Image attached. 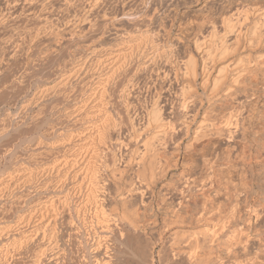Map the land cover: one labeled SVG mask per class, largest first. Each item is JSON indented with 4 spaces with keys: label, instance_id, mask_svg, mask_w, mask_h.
Wrapping results in <instances>:
<instances>
[{
    "label": "rangeland",
    "instance_id": "obj_1",
    "mask_svg": "<svg viewBox=\"0 0 264 264\" xmlns=\"http://www.w3.org/2000/svg\"><path fill=\"white\" fill-rule=\"evenodd\" d=\"M138 4H140L139 0H0V232L2 234H0V264H32V262L34 264L36 262V264H94V255L91 245L95 240L94 236L101 231L100 229H102V226L100 225H102V223L101 221L99 222V216L96 218L94 214L89 211V208L92 209L93 207L90 202V205L87 204L84 206L85 203H88L86 202V197L89 194L88 190L90 189V182L88 180H85L88 182L83 183L81 186V189L83 190H81L80 194L78 193L79 184L76 185L78 181L73 179L76 171L74 161L75 159L87 161V163H89L88 165L92 166H90L91 170L89 174L91 173L93 175L95 172L94 175L96 177L97 175H100L102 180L107 178L110 183L107 182V179L105 183L110 185L108 186L109 190H107L111 194L118 186V188L124 189L121 188L122 186H125L124 181L127 182L129 180L124 177L119 178L120 182L124 183H122V185L118 182L119 180H117V176H115L117 181L114 180L115 178L111 174V171L112 169L114 170V168H124L125 177L126 175L129 177L131 172L132 174L130 175V178L132 181L134 180L137 182L138 179L136 180L135 177H133V173L136 171L135 169L140 167L139 164L141 161L138 162L139 160L137 159H139V157L141 158V156H145L146 159L150 156H154L150 154H148V157L147 154L142 155L141 149H143V147L141 146L144 145L142 142L143 139L145 141V138L149 141L155 140L151 139V136H149L155 125L153 127V123L150 120L151 116H148L150 115L148 112H150V108H153L152 106L155 108L157 104L158 107L160 106L159 108H161V104L159 105V100H157L158 94L161 97L164 96L166 98L165 100H167L164 102L165 104L163 103V108L166 110V113L169 111L168 117L170 116L169 114H171L172 118H169L173 121L175 120L176 123L168 118L174 125L177 124L175 125L176 131L174 130L173 133V130H171L172 132H168L170 135H166V137L168 136L167 138H161L162 141L164 140V143L162 141L161 143L160 139H156V141H153L154 143L150 141V144L152 143L154 146L153 147L151 144L153 148L151 149L150 146L151 151H153L154 148L155 151H158L155 154L156 160L154 168L156 166L158 174L159 172L160 174L164 173V177H160V179L158 178L157 182H155V179L154 181L149 182L147 178L148 173H145L144 179L146 178V181L144 183L147 184L149 182V184L151 183V186L153 182L155 183L152 188L149 184L146 186L142 183L146 188L148 187V189H146L144 185H141L139 180L137 183L140 185L135 183L137 185H135L136 188H139L140 186L141 188H145V194L143 195L144 197H142L144 200L143 205H145L141 208L140 206H143L141 205L142 203L140 205L138 204L137 209L139 223L141 221L140 224L142 225V228L137 229V232L128 227L126 228V234L127 236L130 235L129 240H131V244L129 247H126V253L122 257L123 263L171 264L173 262V264H176L178 262L179 264L180 261V264H186L187 257L185 256H187V254L188 257L192 253H196L198 256L203 255L207 250L205 251L203 248L200 249V246L196 247V245H200L201 242L198 240H202V238L197 235V237L191 236V223L193 222L194 216L198 213L197 210L199 211L202 209L201 205H203L205 201L204 205L208 213L209 211L210 213L215 211L214 214H218L217 211L219 209L217 210V208H220L219 212H224V216H221L223 220L227 218L226 215H233L232 217L230 216L232 223L231 227L233 230L236 229L230 233L236 235L235 232L238 230L239 232H237L240 236L237 232V237H234L233 235L232 237L230 233H228V236H224L223 234L227 233H223L219 236V242L217 241L218 243L215 242V244L211 246L213 249L211 253L210 251L206 252L203 256L207 253L209 255L211 254L210 258L213 259L214 264H264V54L262 60L259 61L261 65L252 68L250 70L251 72L244 77V82L248 85L249 95H254L253 99L251 98V104L247 106V109L250 110L251 116L247 118L245 124L247 127L252 128L255 127L254 125L256 122H260L258 127L263 129L261 130V133H251V135H249V142L245 145L240 144L239 142H226L225 139L222 138H218V140L217 138H212L209 143H207V140H204L198 144L195 143L192 151L189 149L187 150L186 146L191 143V140L194 137L193 132L198 127V124L200 123L199 121H201L203 110H213V116L214 114L215 116H219L217 115L220 113L218 110L220 108V111L223 110L226 105L224 104V97H216L213 98V100H209L206 98L204 91L202 92L203 89H200L199 86L202 82L200 63L197 62L199 63L196 71L197 76L194 77V82L192 84V87L195 88V90H191L195 91L193 94L197 93L194 96L197 104L193 103V99L186 100V97L182 99L183 95H180L181 93L179 95L182 97L178 96L177 98L175 96L176 94L173 92L174 88L170 87V89L168 87L169 85H167L169 82L167 83V81H164L162 84L160 82H158V84L157 82L153 83V73H149V71L148 73L147 71H137L136 69L139 68L136 64L135 66L133 64V62H136L134 58L130 59L131 61L134 60L132 61V64H130L131 61L129 60L130 63L127 67L122 63V55L128 48L125 47V41L129 36L127 40H132L131 44L138 47H143L142 45H144V47H148V45L156 47V45H158L157 47L160 53L163 51L162 53H165V55L173 57L172 60H175L174 62L171 61L174 63L173 66L175 65L176 67H179V72L182 69V72H180L182 74L184 72L183 68H185L183 65H185L186 60L188 59L189 51L192 53V56L197 59H199L206 51H216L220 43L217 41H220L223 37L224 24L226 21H232L230 23L231 27H234L236 23H238L235 26V29L238 28L239 25H241L240 28H242V26L246 27L249 30L247 35L254 31V26H256V24L258 25L257 27H259L258 31L263 30L264 28L262 27H264V20H259L261 18L258 19L256 14L258 11H264V0H178L173 2L168 10L170 12H168V14L172 18L169 16L168 18H164V14L160 17L162 10L164 11V2L162 1L159 4L158 1L151 4L148 10L149 14L152 12L154 6L158 10L159 17L162 20L157 19L155 22L156 24L143 22L139 16H137V18L139 17L138 19H135L136 12L142 7L141 4V6ZM127 12L133 16L130 15L128 16L129 18L123 19V13L125 14ZM245 18L247 21H245ZM210 20L211 22H209ZM252 20L254 21L252 22ZM242 22L243 24H241ZM210 23H212L213 26ZM213 27L215 28L214 31L212 29ZM263 31L260 32L264 33ZM212 35L216 36L212 37ZM123 36L125 39H123ZM247 38H249V36H247ZM136 40L137 42L134 43ZM195 43L201 46L199 47L200 50L198 52H201L202 54H196L194 51V48L197 46ZM260 55L262 54H253L252 57ZM178 64L179 66H177ZM129 65L130 67L134 66L135 70L134 68H130ZM170 65L168 64L167 67L165 66L166 69H168ZM242 66L241 63L238 64V67ZM133 75H137L138 77ZM135 77H137L138 80ZM128 81L129 84L127 83ZM155 84H157V86ZM125 86L128 87L126 88ZM166 89L168 90L166 91ZM154 91L158 93L155 94ZM173 93L175 94V97L173 96ZM187 94L188 93L185 95ZM173 100H175V102ZM182 100L188 102L185 103L184 101L182 102ZM156 101L158 103H156ZM198 101L201 102L199 104V108L201 107L200 115L195 121H192L191 115L192 112L198 108ZM153 103L156 104L154 105ZM176 104L179 106L182 105V108L180 107L179 109V106L176 107ZM228 104L229 103H227V105ZM172 105L175 107L171 108ZM188 106H192V108ZM185 107H187V109ZM173 109L174 112L172 111ZM170 111L172 113H170ZM145 124L150 127L144 129L147 127ZM177 128H179L178 133H176ZM146 130L149 131V133ZM186 130L188 131L186 132ZM103 132L104 136L102 138L101 134H103ZM105 132L108 134L106 135ZM143 132L147 134L143 136ZM91 134H93V136ZM137 135L139 139L137 138ZM99 137L101 138L99 139ZM169 137L172 139L170 140ZM129 138L132 139L129 140ZM254 138H258L257 142H253ZM101 139H103V141ZM83 142H86L87 144ZM175 145H177V147ZM123 146L126 147L124 148ZM212 149L216 150V156L215 154H212ZM82 156H84V158H81ZM89 157L91 159H89ZM203 158L208 161L205 162ZM65 159L67 163L64 162ZM106 162L108 163L106 164ZM69 163L71 165H69ZM113 163H115L114 166H112ZM209 163L213 165L211 180L208 179L210 175L207 164ZM98 166L100 169H98ZM106 166H108L107 168L109 169L105 170ZM144 166L146 168V165ZM51 167L55 168L52 169ZM92 168L94 170L97 168L96 171H98L96 172ZM125 168L128 169L126 170ZM73 169L75 170L73 171ZM162 169L163 171H161ZM24 170L26 172H24L25 174L23 173ZM104 171L106 173H104ZM21 172L23 174H21ZM102 172L103 174H100ZM108 172L111 174V177H109L110 175H108ZM103 175H106L105 178ZM17 176L23 178L21 179L20 177V180ZM27 176L28 178L26 179ZM30 176L31 179H29ZM25 179L29 181L27 182ZM113 180L115 182V188ZM16 182H19L20 185ZM11 183H13V185ZM58 183H61V185ZM185 184L189 187L188 192L191 193H185L187 196L183 195L181 196L182 198L179 195L172 196V193L175 192L176 189L186 186ZM190 184H193L194 187ZM200 184L204 185L202 191H198L200 190ZM7 185L8 187H6ZM60 186L62 188H59ZM83 186L84 188L86 186V189H84ZM112 186L114 189H112ZM176 186L179 187L176 188ZM163 187L168 188L165 189ZM144 188L142 189L144 190ZM168 189L170 191L172 189L175 190H172L173 192L171 191V193ZM60 191L62 193H60ZM82 191L85 194H88L85 196ZM105 193L108 197L107 202H111L112 200L114 202L119 201L118 197L117 199L116 196H113L115 192L112 195H110V193L107 195V191H105ZM65 194L68 198L62 199L61 197H65ZM55 196L58 199L61 198L60 200L63 202L59 200L56 203L57 199ZM174 196H179V198L176 199ZM172 199H174V201ZM113 201L112 204L106 202L108 205L105 203L103 211H111L109 213H112V207L110 204L113 206ZM178 201L182 204L177 203ZM46 202L48 207L46 206ZM52 202H55L52 204L54 207L51 205ZM64 202H67L68 204H62ZM117 203L119 204V202ZM42 204H46L44 205L46 206V209L43 208L44 206ZM81 204L84 208L81 207ZM146 204L148 206H146ZM39 206L42 207V210H45L44 212L46 214L39 208ZM108 206H110V209H108ZM174 207L176 210L178 209V213L180 215L182 214L181 216H183V218L185 217L184 221L187 219L184 224L188 223L189 225L183 224L181 228L179 226L171 230H165L166 227L163 225L166 224L165 221H167V224L171 222L172 217L169 216H173L171 211H176ZM229 208H231V210ZM34 209L36 210L35 213ZM229 210L230 212L233 210V213L229 214ZM117 211L122 212L119 210ZM81 212L85 215L82 216L83 214H81ZM223 212L221 214H223ZM56 213L58 214L56 215ZM43 214H45V216ZM34 216L36 218H34ZM93 217L96 219L94 220ZM40 218H42V223L44 224L38 227V224L35 223L36 225L34 226V222H38L41 220ZM49 218L50 220L51 218L53 220V224L51 225L46 224L47 221L49 222ZM168 218L171 220L169 221ZM24 219L26 223L24 222ZM34 219L37 221H33ZM82 219L83 221H81ZM29 220L32 222L30 223ZM152 220L156 222L155 226L151 225L152 227L149 226L151 229L149 227H147V229L145 225L147 223L150 224L149 221L152 223ZM54 222H56L57 226H55L56 228H54L55 230L52 232L50 226L52 228L53 225H55ZM163 222L165 223L163 224ZM27 223L28 226H25ZM30 224L32 225L30 226ZM15 225L18 227L16 228ZM7 226L9 227L8 229ZM3 227H6V229H3ZM35 227L42 231H40L41 234L35 229ZM20 228L23 232L19 231ZM24 228L26 230H24ZM44 228L47 229V231L44 230ZM1 229L4 230V233ZM175 229L177 231H183L182 235L186 232L185 234L187 236L185 235L183 236L184 238H181L182 236L179 231L177 235L178 237L176 238L179 240L178 238L181 236L180 239L185 241L184 243H180L182 240L176 242V239L172 236L171 237L174 238V241L170 238V233H172V230L175 231ZM5 230H7L9 234ZM30 230H34L32 231L33 236L31 238L33 241H29L28 245V242L20 241L21 239L24 240L21 238L22 234L20 233ZM97 230L100 231L98 232ZM162 230H164L163 233H161ZM14 231L18 233L20 232L19 237L21 239L19 238L16 242H20L21 245H19V247H22L23 249L17 247L18 243H13L7 240L10 237L11 232ZM34 233L36 236L33 239L35 235ZM42 233H45L47 236H52L55 233L56 235L54 234L53 237L58 240L55 242L53 237H51L52 239L49 238L50 236L47 237L45 235L44 237V234ZM41 235L44 238L41 237ZM195 237L199 244L195 245L197 242ZM46 238L48 239L46 240ZM190 238H193L191 241L192 243H189L191 240ZM49 239L52 240L51 244L49 243L51 242ZM35 240L37 241L35 242ZM135 241H138V243L136 242L137 245H134ZM139 241L142 243H139ZM170 242H174V244L180 243V245H177L181 246V248L184 245H187V247L184 246L183 249H181L177 248L178 246L175 247L172 243V246L175 247L174 251L176 252L178 250L177 253L184 252L185 250L189 252L190 249L192 251H190L191 253H187L186 251L184 253H179V256L177 253L172 252L173 247L170 245ZM13 244H16V247ZM47 244H50L51 247ZM190 244H193V247ZM4 245H7V249L6 247H3ZM189 245L193 249L190 247L188 250L187 248H189ZM11 246H14V249L12 248L13 251ZM53 246L58 248V252L56 247L54 248ZM39 247H45L43 250H45L46 256L45 254L44 256L40 255L43 250ZM48 247L51 249H48ZM151 247L153 248L151 249ZM243 247L245 248L243 249ZM53 248L54 251H56L55 256L53 254L54 251H52ZM138 248L139 251H137ZM140 248H142V251ZM46 249L48 250V253ZM38 252L40 253L38 254ZM51 253L53 255H51ZM57 253L58 257H56ZM140 253L143 254L141 255ZM171 253H175L176 255H172ZM133 255H135V257ZM138 255H141L142 257H140L142 259ZM183 255L185 258H183ZM41 256L42 258H40ZM176 259L186 260L177 261ZM191 264H194V262Z\"/></svg>",
    "mask_w": 264,
    "mask_h": 264
},
{
    "label": "bare ground",
    "instance_id": "obj_2",
    "mask_svg": "<svg viewBox=\"0 0 264 264\" xmlns=\"http://www.w3.org/2000/svg\"><path fill=\"white\" fill-rule=\"evenodd\" d=\"M125 1V0H124ZM140 1V4L142 5V7H141V9L139 10L138 8V12H136V11H134V12H136V16H135V19L137 18V16H139L140 17V19L143 21V22H148V23H155L156 21H157V19H159V20H162V19H160V17H161V15H163L164 14V18H168V16H169V14H168V10H169V8H170V6H171V4L173 3V2H175V1H178V0H139ZM159 1V4L163 1L164 2V11L162 10V14H160V17H159V14H158V10L155 8V6H154V8L152 9V12L149 14V8H150V5L151 4H153V3H155V2H158ZM191 1V0H190ZM26 2V1H25ZM184 2V1H183ZM187 2V1H186ZM181 3V2H180ZM179 3V4H180ZM189 3V2H188ZM193 3V2H192ZM140 4H138L139 6H141ZM240 4V3H239ZM30 6V5H29ZM121 6V5H120ZM122 7V6H121ZM135 7V6H134ZM138 7V6H137ZM163 8V7H162ZM161 8V9H162ZM173 8V7H172ZM176 8V7H175ZM160 9V8H159ZM130 10V9H129ZM124 11H125V9H124ZM160 11V10H159ZM132 12V11H131ZM130 12V13H131ZM122 13V12H121ZM170 13V12H169ZM133 14V13H132ZM135 14V13H134ZM175 14V13H174ZM237 14V13H236ZM241 14V13H240ZM246 14V13H245ZM255 14V13H254ZM131 14H129L128 12L127 13H123V19H126V18H129L128 16H130ZM131 16H133V15H131ZM246 16V15H245ZM138 17V18H139ZM169 17H171V16H169ZM174 17V16H173ZM242 17V16H241ZM247 17V16H246ZM254 17H255V15H254ZM256 17L259 19V18H261V19H259V20H264V19H262V18H264V11L263 12H261V11H258L257 12V14H256ZM137 18V19H138ZM172 18V17H171ZM230 19V18H229ZM237 19V18H236ZM242 19V18H241ZM131 20V19H130ZM169 20V19H168ZM226 20V19H225ZM228 20V19H227ZM244 20V19H243ZM258 20V21H259ZM128 21V20H127ZM132 21V20H131ZM138 21V20H137ZM165 21V20H164ZM163 21V22H164ZM170 21V20H169ZM207 21H208V19H207ZM241 21V20H240ZM245 21H247V19L245 18ZM254 20H252V22H253ZM139 22V21H138ZM162 22V23H163ZM165 22H167V21H165ZM209 22H211V20L209 21ZM214 22V21H213ZM232 22V21H231ZM231 22H225V26H224V33H223V37L220 39V41H217V42H220L219 43V47L216 49V51H212L211 50V52H208V51H206L202 56H200V58L199 59H197V58H195V57H193L192 56V53L189 51V56H188V59L186 60V63H185V65H183L185 68H183V73L181 74L180 72H182V69H181V71L179 72V67H176L175 65L173 66V62L175 61H173L172 59H173V57L171 56H167V55H165V53H160L159 52V49H158V45H156V47H157V49H156V47L154 46V47H151L150 45H148V47L146 46V47H144V45H142L143 47H138V46H136V45H132L131 44V41L130 40H127L128 39V37H127V39H126V41H125V44H126V46L125 47H128L127 48V51H125L124 53H123V64H124V66L125 67H127V65L130 63V59H132V58H134V60H136V62L134 63L133 62V64H134V66H135V64H136V66L139 68V69H136L137 71L138 70H140V71H147V73H148V71H149V73L150 72H152L153 74H152V76L154 75V81H153V83H156L157 82V84H158V82H160L161 84L165 81H167V85H169L168 87L170 88H174V93L176 94H174L173 93V96L175 95L177 98H178V96L179 97H182V96H180V95H183V97H182V99L183 98H185L186 97V100H189V99H193L192 101H193V103H195V104H197L196 103V100L194 99V96L197 94H193V92H195V91H191L192 89L193 90H195V88H193L192 87V84H193V82H194V77H196L197 76V74H196V71H197V65L200 63V70H201V77H202V82L200 83V89L202 90V92L204 91V94L206 95V98H208L209 100H213V98H216V97H224V99H225V103L224 104H226L225 105V108L223 109V110H221L220 111V109L218 110L220 113L219 114H217V115H219V116H215V114H214V116H213V113H212V111H207V109L206 110H203V109H201V110H203V115L201 116L202 118H201V121H199L200 123L198 124V127L196 128V130L193 132V138H192V140H191V143L190 144H188L186 147V149L188 150H190V151H192V149L194 148V144L195 143H200V142H202V141H204V140H207V143H209V142H211V139L213 138H217V140H218V138L219 139H225V141L226 142H231V143H240V144H246V143H248L249 141V135H251V133L252 134H259V133H261V130H263L262 128H259L258 127V125H259V123L260 122H256V124L254 125L255 127H252V128H250V127H247L246 126V121H247V118L248 117H250L251 116V113H250V110L249 109H247L248 107L247 106H249L250 104H251V100L253 99V94H251V95H249V93H248V91H249V89H248V85L247 84H245V80H244V77L246 76V75H248L251 71V69L252 68H255V67H258L259 65H261V63L259 62L260 60H262V56H263V54H264V33H262V32H260V31H263V30H260V31H258V29H259V27H257L258 25L256 24V26H254L255 27V29H254V31L251 33V34H249V35H247V32L249 31L246 27H243L242 26V28H240V26L241 25H239L238 26V28H236L235 29V26L238 24V23H236V25L234 26V27H231L230 26V23ZM208 23V22H207ZM256 23V22H255ZM156 24V23H155ZM169 24V23H168ZM201 24H202V22H201ZM212 26H213V24L212 23H210ZM241 24H243V22L241 23ZM153 25V24H152ZM233 25V24H232ZM245 25V24H244ZM260 25H261V23H260ZM263 25V24H262ZM129 26V25H128ZM138 26V25H137ZM140 26V25H139ZM155 26V25H154ZM153 26V27H154ZM159 26V25H158ZM164 26V25H163ZM211 26V27H212ZM252 26V25H251ZM126 27V26H125ZM207 27V26H206ZM260 27H262V26H260ZM129 28V27H128ZM139 28V27H138ZM159 28V27H158ZM161 28V27H160ZM166 28V27H165ZM252 28V27H251ZM262 28H264V27H262ZM141 29V28H140ZM164 29V28H163ZM213 29V31H214V27L212 28ZM124 30V29H123ZM211 30V29H210ZM144 31V30H143ZM251 31V30H250ZM264 32V31H263ZM141 33V32H140ZM164 33V32H163ZM212 33V32H211ZM128 34V33H127ZM161 34V33H160ZM221 34V33H220ZM153 35V34H152ZM156 35V34H155ZM164 35V34H163ZM251 35V36H250ZM216 36V35H215ZM215 36H213L212 35V37H215ZM219 36V35H218ZM247 36H249V38H247ZM124 37V36H123ZM139 37V36H138ZM220 37V36H219ZM228 37H229V39H228ZM140 38V37H139ZM156 38V37H155ZM164 38V37H163ZM162 38V39H163ZM123 39H125V37L123 38ZM157 39V38H156ZM151 40V39H150ZM158 40V39H157ZM217 40H219V39H217ZM137 42V40L134 42V43H136ZM148 42V41H147ZM146 42V43H147ZM152 42V41H151ZM157 42V41H156ZM197 42V41H196ZM133 43V42H132ZM133 43V44H134ZM158 43V42H157ZM151 44H153V43H151ZM161 44V43H160ZM196 45H197V43H195ZM194 44V45H195ZM128 45V46H127ZM195 45V46H196ZM161 46V45H160ZM121 47V46H120ZM124 47V48H125ZM151 47V48H150ZM199 47H201V46H199V45H197L194 49V51L196 52V54H200L201 52H198L199 50H200V48ZM122 48V47H121ZM160 48V47H159ZM162 48V47H161ZM126 49V48H125ZM124 49V50H125ZM173 49V48H172ZM165 50V49H164ZM206 50V49H205ZM215 50V49H214ZM187 51V50H186ZM170 52V51H169ZM169 52H167V53H169ZM171 52H172V50H171ZM194 52V53H195ZM6 53V52H5ZM173 53V52H172ZM177 53V52H176ZM17 54V53H16ZM202 54V53H201ZM253 54H262V55H260V56H256V57H252V55ZM12 55H13V53H12ZM15 55V54H14ZM120 55V54H119ZM170 55V54H169ZM171 55H173V54H171ZM255 56V55H254ZM96 57V56H95ZM120 57V56H119ZM199 57V56H198ZM116 58V57H115ZM118 59V58H117ZM176 59V58H175ZM130 60V61H129ZM134 60H132V61H134ZM117 61V60H116ZM129 61V62H128ZM132 61H131V63L130 64H132ZM171 61H173V62H171ZM114 62V61H113ZM197 62H199V63H197ZM110 63V62H109ZM240 64L241 63V65H243L242 67H238V64ZM244 63V64H243ZM121 64V63H120ZM168 64L170 65V67L168 68V69H166V67L168 66ZM175 64H176V62H175ZM181 64V63H180ZM122 66V65H121ZM132 66V65H131ZM134 66L133 67H130V65H129V67L130 68H134ZM166 66V67H165ZM173 66V67H172ZM177 66H179V64L177 65ZM89 67V66H88ZM121 68H123V67H121ZM129 68V69H130ZM83 69V68H82ZM125 69V68H124ZM131 70V69H130ZM133 70V69H132ZM134 70H135V68H134ZM124 72H126L125 70H123ZM140 71H139V73H140ZM180 74H179V73ZM135 73H137V72H135ZM145 73V72H144ZM143 73V74H144ZM84 74V73H83ZM98 74V73H97ZM138 74V73H137ZM142 74V73H141ZM149 75H151V74H149ZM148 75V76H149ZM133 76H137V75H133ZM140 76V75H139ZM138 77V76H137ZM137 77H135V78H137ZM150 77V76H149ZM130 78V77H129ZM152 78V77H151ZM171 78V79H170ZM123 79V78H122ZM90 80V79H89ZM133 80H134V77H133ZM137 80H138V78H137ZM122 81V80H121ZM148 81V80H147ZM126 82V81H125ZM137 82H139V81H137ZM137 82H136V84H137ZM128 84H129V81L127 82ZM151 83V82H150ZM103 84H105V83H103ZM157 84H155L156 86H157ZM123 85V84H122ZM133 85V84H132ZM135 85V84H134ZM153 85V84H152ZM141 86V85H140ZM149 86V85H148ZM126 87V86H125ZM128 87V86H127ZM126 87V88H127ZM136 87V86H135ZM150 87V86H149ZM160 87V86H159ZM126 88H125V90H126ZM168 88V89H169ZM170 88V89H171ZM124 89V88H123ZM132 89V88H131ZM155 89V88H154ZM161 89V88H160ZM168 89H166V91L168 90ZM170 89H169V91H170ZM122 90V89H121ZM156 90V89H155ZM158 90V89H157ZM138 91V90H137ZM160 91V90H159ZM121 92V91H120ZM150 92V91H149ZM152 92V91H151ZM155 92V94H157L156 93V91H154ZM192 92V93H191ZM123 93V92H122ZM181 93V94H180ZM183 93V94H182ZM186 93H188V94H190V95H185ZM143 94V93H142ZM180 94V95H179ZM120 95V94H119ZM167 95H169V94H167ZM185 95V96H184ZM95 96V95H94ZM98 96V95H97ZM170 96V95H169ZM174 96V97H175ZM188 96V97H187ZM122 97V96H121ZM157 97V96H156ZM158 99L157 100H159V105L161 104V108H159L158 107V104H157V106L154 108V106H152L153 108L151 109L150 108V112H148V113H150V115H148V116H151V118H150V120H151V122L153 123V127H154V125H155V127L153 128V130L151 131V133L149 134V136H151V139H155V140H153V141H156V139H160V142L162 141L161 140V138L163 139L164 137H166V135L168 134V132H170L171 130H173V133H174V130L176 129L175 127V125H177V124H173L172 122H170V120L169 119H171L172 117H171V114H169L170 116L169 117H171V118H169L168 117V112L169 111H167V113H166V110L163 108L164 107V105H163V103L164 102H166L167 100H165L166 98L164 97V96H160L159 94H158V97H157ZM176 98V99H177ZM200 98V97H199ZM252 98V99H251ZM181 99V98H180ZM155 100V99H154ZM169 100V99H168ZM190 100V101H191ZM194 100H195V102H194ZM121 101V100H120ZM174 102H175V100H173ZM172 101V102H173ZM184 100H182V102H183ZM173 102V103H174ZM179 102V101H178ZM177 102V103H178ZM185 102V101H184ZM188 102V101H187ZM187 102H185V103H187ZM199 102V101H198ZM151 103H152V101H151ZM156 103H158L157 101H156ZM156 103H153L154 105L156 104ZM173 103H171V104H173ZM189 103H192V102H189ZM201 102H199L198 103V108H199V104H200ZM227 103H229L228 105H227ZM165 104V103H164ZM170 104V103H169ZM183 104V103H182ZM174 105H175V103H174ZM177 106L176 107H178L179 105L178 104H176ZM190 105H192V104H190ZM167 106V105H166ZM165 106V107H166ZM182 106V105H181ZM181 106H179V109H180V107ZM184 106H185V104H184ZM193 106H194V104H193ZM201 106V105H200ZM171 107V106H170ZM169 107V108H170ZM175 107V106H174ZM173 107V105H172V107L171 108H174ZM188 107H190V106H188ZM222 107V106H221ZM94 108V107H93ZM163 108V109H162ZM182 108V107H181ZM186 109H187V107H185ZM190 108H192V106L190 107ZM196 109L195 111H193L192 112V115H191V120L192 121H195L197 118H198V116L200 115V108L199 109ZM98 109V108H97ZM105 109V108H104ZM125 109V108H124ZM183 109H184V107H183ZM189 109V108H188ZM168 110H170V109H168ZM182 110V109H181ZM81 111V110H80ZM99 111V110H98ZM144 111V110H143ZM173 112H174V109L172 110ZM177 111V110H176ZM133 112V111H132ZM147 112V111H146ZM184 112H185V110H184ZM81 113V112H80ZM120 113V112H119ZM125 113V112H124ZM170 113H172L171 111H170ZM97 114V113H96ZM174 114V113H173ZM176 114V113H175ZM190 114V113H189ZM188 114V115H189ZM79 115V114H78ZM141 115V114H140ZM185 115H186V113H185ZM148 116H147V118H148ZM178 116V115H177ZM184 116V115H183ZM95 117V116H94ZM127 117V116H126ZM128 117H129V115H128ZM131 117V116H130ZM125 118V117H124ZM146 118V119H147ZM169 118V119H168ZM122 119V118H121ZM126 119H129V118H126ZM174 119V118H173ZM186 119V118H185ZM172 120V119H171ZM182 120V119H181ZM127 121V120H126ZM146 121V120H145ZM173 121V120H172ZM186 121V120H185ZM260 121H261V119H260ZM132 122V121H131ZM148 122V121H147ZM173 122H175V120L173 121ZM180 122V121H179ZM191 122V121H190ZM105 123V122H104ZM123 123V122H122ZM152 123H151V125H152ZM176 123V122H175ZM195 123V122H194ZM123 124H125V123H123ZM128 124V123H127ZM141 124V123H140ZM148 124V123H147ZM150 124V123H149ZM186 124V123H185ZM146 125V124H145ZM184 125V124H183ZM182 125V126H183ZM104 126V125H103ZM127 126V125H126ZM147 126V125H146ZM145 126V127H146ZM182 126H181V128H182ZM185 126V125H184ZM148 127H150L149 125L146 127V128H144V129H148ZM179 127V126H178ZM89 128V127H88ZM180 128V127H179ZM179 128H177V132L176 133H178V130H179ZM184 128V127H183ZM112 129V128H111ZM114 129V128H113ZM152 129V128H151ZM185 129H186V127H185ZM98 130H100V129H98ZM102 130H103V128H102ZM150 130V129H149ZM97 131V130H96ZM115 131V130H114ZM117 131V130H116ZM120 131H121V129H120ZM129 131V130H128ZM142 131H144V130H142ZM147 131V130H146ZM176 131V130H175ZM181 131V130H180ZM183 131H185V130H183ZM188 130H186V132H187ZM91 132V131H90ZM130 132V131H129ZM145 132V131H144ZM143 132V136H145V134H147V133H144ZM148 133H149V131H147ZM172 132V131H171ZM91 133H93V132H91ZM110 133V132H109ZM134 133V132H133ZM136 133H137V131H136ZM139 133V132H138ZM173 133H171V134H173ZM175 133V134H176ZM96 134V133H95ZM105 134L107 135L108 133L107 132H105ZM87 135V134H86ZM92 136H93V134H91ZM97 135V134H96ZM106 135H105V137H106ZM138 135H140V134H138ZM138 135H137V138H138ZM141 135V136H142ZM168 135H170V133L168 134ZM188 135V134H187ZM187 135H185V136H187ZM89 136H90V134H89ZM100 136V135H99ZM103 136H104V132H103V134H101V137L103 138ZM113 136V135H112ZM142 136V137H143ZM174 136V135H173ZM184 136V137H185ZM81 137H83V136H81ZM87 137H88V135H87ZM86 137V138H87ZM98 137V136H97ZM96 137V138H97ZM101 137H99V139L101 138ZM134 137V136H133ZM136 137V136H135ZM147 137V136H146ZM168 137V136H167ZM166 137V138H167ZM181 137V136H180ZM261 137V136H260ZM95 138V137H94ZM117 138V137H116ZM128 138V137H127ZM141 138V137H140ZM170 138V137H169ZM259 138V137H258ZM258 138L256 139V138H254L253 139V142L255 141V142H257V140H258ZM110 139V138H109ZM132 139V138H131ZM130 138H129V140H131ZM139 139V138H138ZM172 138H170V140H171ZM102 141H103V139H101ZM137 140V139H136ZM141 140V139H140ZM176 140V139H175ZM150 141H152V140H150ZM150 141L149 140H147L146 138H145V141H144V139H143V146H141V147H143V149H141L142 151V155L143 154H147V157H148V154H150V155H154V156H150V157H148V159H146V157L145 156H141V158L139 157V159H137V160H139L138 162H140V169L137 167L135 170L136 171H134L135 173H133V177H135V179L137 180H139L141 183V185H146V186H148L147 184H149V182H152V181H154V179H155V182H157V179L159 178L160 179V177L162 178V177H164V173H162V174H160V172H159V174H158V172L156 171V166H155V168H154V164H155V154H156V152H158L157 150L155 151V148H154V150L153 151H151V149H153L152 148V146H153V144L152 143H154L153 141H152V146H151V144H150ZM166 141V140H165ZM99 142V141H98ZM135 142V141H134ZM140 142V141H139ZM159 142V141H158ZM163 143H164V140L162 141ZM161 142V143H162ZM176 142V141H175ZM251 142H252V140H251ZM252 142V143H253ZM83 143H86V142H83ZM111 143V142H110ZM121 143V142H120ZM87 144V143H86ZM125 144V143H124ZM165 144H167V143H165ZM196 144V145H197ZM156 145V144H155ZM159 145V144H158ZM162 145V144H161ZM170 145V144H169ZM210 145V144H209ZM150 146H151V149H150ZM164 146V145H163ZM176 147H177V145H175ZM198 146V145H197ZM82 147V146H81ZM84 147H85V145H84ZM115 147V146H114ZM124 147V146H123ZM126 147V146H125ZM124 147V148H125ZM131 147V146H130ZM154 147V146H153ZM160 147V146H159ZM164 148V147H163ZM162 148V149H163ZM175 148V147H174ZM177 149V148H176ZM159 150V149H158ZM175 150V149H174ZM177 151V150H176ZM212 151H213V153L212 154H215V156H216V154H217V152H216V150L214 149H212ZM131 153V152H130ZM135 154V153H134ZM76 155V154H75ZM111 155V154H110ZM88 156V155H87ZM139 156V155H138ZM80 157V156H79ZM79 157H78V159H79ZM81 158H84V156H82ZM88 158V157H87ZM89 159H91L90 157H89ZM99 159V158H98ZM130 159V158H129ZM128 159V160H129ZM141 159V160H140ZM74 160V159H73ZM73 160H71V161H73ZM88 160V159H87ZM109 160V159H108ZM127 160V161H128ZM203 160L206 162V161H208V160H206L205 158H203ZM70 161V160H69ZM110 161V160H109ZM127 161H125V162H127ZM64 162L65 163H67V161H66V159L64 160ZM89 162V161H88ZM157 162H158V159H157ZM156 162V163H157ZM101 163V162H100ZM108 162H106V164H107ZM119 163V162H118ZM137 163V162H136ZM71 164H72V162H71ZM70 163H69V165H71ZM89 163H87V161H85V160H76L75 159V161H74V166H75V169H76V171H75V177L73 178L74 180H76V181H78V183L76 184V185H78L79 184V187H78V193L80 194L81 193V190H83V189H81V186L83 185V183L84 182H90L89 184V186H90V189L88 190V192H89V194L87 195V194H85L83 191V193L85 194V196L87 195V197H86V202H88V203H85V205L84 206H86L87 204H89V202H90V204L93 206L92 207V209L91 208H89V211H91V213L92 214H94V216L97 218L98 216H99V222L101 221V223H102V225H100V226H102V229H100L98 232H99V234H97L96 236H94L95 237V240L92 242L93 244L91 245V247H92V251H93V255H94V264H125V263H123V255L126 253L125 251H126V247H129L130 246V244H131V240H129V236H127V234H126V228L128 227L129 229H133L134 231H136L137 229H139V228H142V225L140 224L141 223V221H140V223H139V215H138V211H137V209H138V204L140 205L141 203V205H143V202H144V200H143V198L142 197H144L143 195L145 194L144 192H145V185H144V187H142V188H144V190L141 188V186L139 187V188H136L135 187V183H137L138 182V180H137V182L136 181H132V179L130 178L131 176V172H130V175H129V177H127V175H126V177L124 176L125 175V170H124V168L123 167H119V168H123V169H115L114 168V170L112 169V171H111V169H110V171H111V174H112V176L115 178V176H117L118 178H117V180H119V178H128L129 180L126 182V181H124V183H125V186H122L121 188H124V189H120V188H116V189H114L116 186H115V182H114V180H116V178L113 180V182H114V188H113V186H112V189H114L115 191H113L112 189H110V190H112L113 192H112V194H114V192H115V194L113 195V196H116V198L119 200V201H117V202H119V204L117 203V202H114L113 200V206L111 205L112 204V201L111 202H107V199H108V197L106 196V193H105V191H107V195H109L108 193H110L108 190V186H110V185H108L107 183H105V181H106V179L104 180H102V177H100V175L98 176L97 174V177L94 175L95 174V172H94V174L92 175L91 173L89 174V172H90V166L88 165ZM104 164H105V162H104ZM114 164L115 163H113V165L112 166H114ZM124 164V163H123ZM135 164V163H134ZM143 164V165H142ZM62 165V164H61ZM100 165V164H99ZM138 165V166H139ZM144 165H146V168H145V166ZM208 165V171H209V175H210V177L208 178L209 180H211V174H212V171H213V165H211L210 163L209 164H207ZM54 166V165H53ZM56 166V165H55ZM95 166V165H94ZM97 166V165H96ZM105 166V165H104ZM117 166V165H116ZM115 166V167H116ZM73 167V166H72ZM92 167V166H91ZM108 166H106L105 167V170L106 169H109V168H107ZM126 167V166H125ZM130 167V166H129ZM131 167H132V165H131ZM135 167V166H134ZM52 168V167H51ZM53 168H55V167H53ZM52 168V169H53ZM62 168V167H61ZM113 168V167H112ZM75 169H73V171L75 170ZM93 169V168H92ZM97 169V168H96ZM96 169L94 170V171H96ZM98 169H100L99 168V166H98ZM126 169V168H125ZM128 169V168H127ZM126 169V170H127ZM160 169V168H159ZM45 171H47V170H45ZM50 171V170H49ZM67 171V170H66ZM98 171V170H97ZM96 171V172H97ZM102 171V170H101ZM109 171V172H110ZM132 171V170H131ZM160 171V170H159ZM161 171H163V169L161 170ZM19 172H20V169H19ZM19 172H17V173H19ZM25 172V170L23 171V173ZM48 172V171H47ZM99 172H100V170H99ZM108 172V173H109ZM22 172H21V174H23ZM26 173V172H25ZM24 173V174H25ZM104 173H106L105 171H104ZM145 173H148V183L146 184V183H144L146 180V178L144 179V175H145ZM20 174V173H19ZM28 174H30V173H28ZM42 174V173H41ZM48 174V173H47ZM50 174V173H49ZM100 174H103V172L102 173H100ZM111 174L109 173L108 175H110L109 177H111ZM17 175V174H16ZM27 175V174H26ZM46 175V174H45ZM62 175V174H61ZM73 175V174H72ZM162 175V176H161ZM8 176H10V175H8ZM22 176V175H21ZM21 176H17L19 179H20V177ZM25 176V175H24ZM44 176V175H43ZM47 176H49V175H47ZM56 176H57V174H56ZM74 176V175H73ZM102 176V175H101ZM106 176V175H105ZM105 176L103 175V177L105 178ZM142 176V177H141ZM146 176H147V174H146ZM14 177H15V175H14ZM46 177V176H45ZM60 177V176H59ZM58 177V178H59ZM108 177V178H109ZM132 177V178H133ZM13 178V177H12ZM11 178V179H12ZM16 178V177H15ZM23 177H21V179H22ZM28 178V176L26 177V179ZM67 178V177H66ZM8 179H9V177H8ZM14 179V178H13ZM12 179V180H13ZM17 179V178H16ZM18 179V180H19ZM20 179V180H21ZM25 179V180H26ZM29 179H31V176L29 177ZM37 179V178H36ZM62 179V178H61ZM61 179H59V180H61ZM111 179V178H110ZM2 180H4V179H2ZM34 180V179H33ZM63 180V179H62ZM67 180V179H66ZM72 180V179H71ZM85 180H88V181H85ZM108 180V179H107ZM116 180V181H117ZM123 180H125V179H123ZM127 180V179H126ZM186 180V179H185ZM184 180V181H185ZM6 181V180H5ZM11 181V180H10ZM14 181V180H13ZM27 181V180H26ZM29 181V180H28ZM27 181V182H28ZM65 181V180H64ZM92 181V182H91ZM121 181H122V179H121ZM159 181V180H158ZM187 181V180H186ZM185 181V182H186ZM8 182V181H7ZM26 182V183H27ZM56 182V181H55ZM71 182V181H70ZM73 182V181H72ZM108 183H110V181L108 180L107 181ZM112 182V183H113ZM118 182H120V180L118 181ZM0 183H1V181H0ZM2 183H4V182H2ZM14 183V182H13ZM13 183H11L12 185H13ZM16 183H18L19 184V182H16ZM23 183H24V181H23ZM63 183V182H62ZM91 183H92V185H91ZM111 183V184H112ZM121 183V182H120ZM123 183V182H122ZM122 183H121V185H122ZM123 183V184H124ZM142 183H144V184H142ZM184 183V182H183ZM182 183V184H183ZM187 183V182H186ZM189 183V182H188ZM6 184V183H5ZM9 184V183H8ZM17 184V185H18ZM58 184H60L61 185V183H58ZM87 184V183H86ZM85 184V185H86ZM119 184V183H118ZM140 184H138L137 183V185H140ZM151 184V183H150ZM149 184V185H150ZM17 185H15V186H17ZM20 185V184H19ZM23 185V184H22ZM26 185V184H25ZM27 185H29V184H27ZM65 185V184H64ZM74 185V184H73ZM113 185V184H112ZM136 185V186H137ZM154 185H155V183L153 182V184H152V186L154 187ZM181 185V184H180ZM179 185V186H180ZM186 186H181L182 188H180L179 186V189H172V190H175V192H173L172 190V192L168 189V191L169 192H171L172 193V196L173 195H179L180 197L181 196H183V195H186L185 193H191V192H188V189H189V187L187 186V184H185ZM190 185H193V184H190ZM2 186H5V185H2ZM30 186V185H29ZM28 186V187H29ZM39 186H41V185H39ZM152 186L150 185V187L152 188ZM1 187V186H0ZM6 187H8V185L6 186ZM14 187V186H13ZM177 186H176V188H178ZM192 187V186H191ZM193 187H194V185H193ZM200 190H198V191H202V189L204 188V185L203 184H200ZM199 187H197V188H199ZM59 188H62L61 186L59 187ZM75 188V187H74ZM77 188V187H76ZM83 188H84V186H83ZM110 188V187H109ZM163 188H165V187H163ZM162 188V189H163ZM168 188V187H167ZM167 188H165V189H167ZM4 189V188H3ZM58 189V188H57ZM84 189H86V186H85V188ZM108 189V190H107ZM146 189H148V187L146 188ZM171 189V188H170ZM5 190V189H4ZM62 190H64V189H62ZM195 190V189H194ZM193 190V191H194ZM167 191V190H166ZM191 191V190H190ZM196 191V190H195ZM204 191V190H203ZM57 192V191H56ZM147 192H148V190H147ZM146 192V193H147ZM59 193V192H58ZM60 193H62L61 191H60ZM150 193H151V190H150ZM164 193H166V192H164ZM168 193V192H167ZM170 193V194H171ZM78 194V195H79ZM111 193H110V195H112ZM77 195V196H78ZM166 195H168V194H166ZM24 196V195H23ZM42 196V195H41ZM73 196V195H72ZM71 196V197H72ZM76 196V197H77ZM80 196V195H79ZM83 196V195H82ZM82 196H81V198H82ZM170 196V195H169ZM179 196L178 197H175L174 196V198H179ZM187 196V195H186ZM47 197V196H46ZM56 197V196H55ZM166 197V196H165ZM171 197V196H170ZM185 197V196H184ZM62 199L63 198H68L67 196H66V194H65V197H61ZM60 198V199H61ZM75 198V197H74ZM83 198H84V196H83ZM111 198V197H110ZM109 198V199H110ZM164 198V197H163ZM182 198V197H181ZM2 199V198H1ZM56 203H57V201H59L60 199H58L57 197H56ZM65 199H64V201H65ZM70 199V198H69ZM69 199H68V201H69ZM73 199V198H72ZM166 199V198H165ZM171 199V198H170ZM51 200H53V199H51ZM78 200V199H77ZM80 200V199H79ZM173 201H174V199H172ZM178 200H180V199H178ZM181 200H183V199H181ZM185 200V199H184ZM45 201H47V200H45ZM54 201V200H53ZM60 201H62V200H60ZM116 201V200H115ZM177 201V200H176ZM175 201V202H176ZM50 202V201H49ZM63 202V201H62ZM80 202H82V201H80ZM79 202V203H80ZM111 203L110 204V206L112 207V213H109V212H111V211H107V212H105V211H103L104 210V206H105V203ZM15 203V202H14ZM53 203H55V202H52L51 203V205L53 204ZM59 203V202H58ZM61 203V202H60ZM78 203V202H77ZM106 203V205H108ZM146 203V202H145ZM177 203H181V202H177ZM176 203V204H177ZM46 204H47V202H46ZM46 204H44V205H46ZM62 204H68L67 202L65 203H62ZM89 204V205H90ZM182 204V203H181ZM180 204V205H181ZM204 204H205V201H204ZM201 205V207H202V209H200L199 211L197 210V214L194 216V218H193V222L191 223V227H192V232H191V236H200L201 238H202V240H198V241H200L201 243H200V245H196V244H199L198 243V241H197V239H196V237H195V239H196V243H195V245H196V247H198V246H200L201 248L200 249H202L203 248V250H207L206 252H209L210 251V253H211V251L213 250L212 248H211V246L212 245H214L215 244V242H219V240H220V238H219V236L220 235H222L223 233H227V234H223L224 236H228V233H232V231H234L233 229H232V227H231V225H232V223H231V217L233 216H227L226 215V217L228 218V217H230V218H226L225 220H227V221H225V220H223V218L221 217V216H224V212H223V214H221L222 212H219L220 211V208H217V213L218 214H214V212L213 213H210V211H209V213L206 211L207 209H205V205ZM41 205V204H40ZM43 205V204H42ZM43 205V206H44ZM50 205V204H49ZM60 205V204H59ZM75 205H76V203H75ZM82 205V204H81ZM80 205V206H81ZM145 205V204H144ZM144 205L143 206H140L141 208L142 207H144ZM47 207H48V204L46 205ZM46 206H44L43 208H45L46 209ZM53 207H54V205H52ZM57 206V205H56ZM63 206V205H62ZM68 206V205H67ZM66 206V207H67ZM110 206H108V209H110ZM146 206H148L147 204H146ZM145 206V207H146ZM78 207H79V205H78ZM81 207H83V205L81 206ZM171 207V206H170ZM39 208L41 209L42 207H40L39 206ZM49 208H51V207H49ZM57 208V207H56ZM84 208V207H83ZM36 209H37V207H36ZM77 210H79L80 209V207H79V209L78 208H76ZM88 209V208H87ZM107 209V208H106ZM168 209V208H167ZM174 209H175V207H174ZM174 209H170V210H174ZM230 210H231V208H229ZM35 210V209H34ZM33 210V211H34ZM42 210V209H41ZM47 210H49V209H47ZM61 210V209H60ZM65 210V209H64ZM86 210V209H85ZM117 210H119V211H122V212H118ZM176 210V209H175ZM230 210L228 211V213L230 214V213H233V210L230 212ZM43 212L45 211L44 209L42 210ZM88 211V210H87ZM87 211H85V212H87ZM36 212V210L34 211V213ZM49 212V211H48ZM53 212V211H52ZM56 212H59V211H56ZM68 212V211H67ZM76 212V211H75ZM118 212V213H117ZM170 212V211H169ZM172 213H173V216H169V217H172L171 219L170 218H168L169 219V221L171 220V222L169 223V221H168V223L169 224H167V221H165V220H163V221H165L166 222V224L165 225H163L165 222H163V226H165L166 227V229L165 230H171V229H173V228H175V227H179L180 226V228H181V226H183V224H184V222H186L187 221V219H186V221H184V218H183V216H181L178 212V209L176 210V211H171ZM170 212V213H171ZM39 213V212H38ZM41 213V212H40ZM45 213V212H44ZM50 213V212H49ZM31 214V213H30ZM46 214V213H45ZM45 214H43L44 216H45ZM58 213H56V215H57ZM77 214L79 215V213L77 212ZM81 214H83L82 212H81ZM87 214V213H86ZM226 214V213H225ZM56 215H54V216H56ZM65 215V214H64ZM70 215V214H69ZM85 214H83L82 216H84ZM88 215V214H87ZM23 216V215H22ZM32 216V215H31ZM42 216V215H41ZM43 216V217H44ZM47 216V215H46ZM54 216H51V217H54ZM76 216V215H75ZM82 216H81V218H82ZM102 218H101V217ZM57 217V216H56ZM95 217H93L94 218V220L96 219ZM21 218V217H20ZM32 218V217H31ZM34 218H36L35 216H34ZM38 218V217H37ZM45 218V217H44ZM88 218H90V217H88ZM33 219V218H32ZM41 220H39L38 222H34V226L36 225L35 223H37L38 225V227L39 226H41L42 224H44V223H42V218H40ZM48 219V218H47ZM53 219H56V218H53ZM70 219V218H69ZM77 219V218H76ZM80 219V218H79ZM83 219H84V217H83ZM83 219L81 220V221H83ZM101 219V220H100ZM165 219V218H164ZM191 219H192V217H191ZM233 219V218H232ZM31 220V219H30ZM29 220V221H30ZM89 220V219H88ZM141 220V219H140ZM143 220V219H142ZM151 220V219H150ZM166 220H167V217H166ZM33 221H37V220H33ZM56 221V220H55ZM66 221V220H65ZM64 221V222H65ZM84 221H86V220H84ZM146 221V220H145ZM153 222H154V220H152ZM189 221H191V220H189ZM19 222V221H18ZM24 222H25V219H24ZM24 222H21V223H24ZM28 222V221H27ZM32 221H30V223H31ZM53 222V220H52V218H51V220H50V218H49V222L47 221V223L46 224H49V225H51V224H53L52 223ZM93 222V221H92ZM150 222V224L149 223H147L146 225H145V227L147 228V227H149V226H151V225H154L155 226V223L156 222H154V224H153V222L151 223V221H149ZM26 223V222H25ZM55 223V225H53V229L51 228V226H50V230L52 231V232H54L53 230H55L54 228H56L55 226H57L56 225V222H54ZM73 223V222H72ZM87 223V222H86ZM95 223V222H94ZM146 223V222H145ZM15 224H17V223H15ZM46 224H45V226H46ZM90 224V223H89ZM185 224H188V223H185ZM184 224V225H185ZM25 225V224H24ZM23 225V226H24ZM32 224H30V226H31ZM86 225V224H85ZM92 225V224H91ZM189 225V224H188ZM16 226V225H15ZM25 226H28V223H27V225H25ZM29 226V227H30ZM48 226V225H47ZM59 226V225H58ZM62 226V225H61ZM93 226V225H92ZM91 226V227H92ZM96 226V225H95ZM99 226V227H100ZM187 226V225H186ZM18 226H16V228H17ZM37 227V228H38ZM71 227V226H70ZM98 227V228H99ZM152 227V226H151ZM188 227H190V226H188ZM6 229V227H3V229ZM9 227L7 226V229H8ZM13 228V227H12ZM32 228H33V226H32ZM46 228V227H45ZM44 228V230H46L47 231V229H45ZM48 228V227H47ZM150 228V227H149ZM161 228H163V227H161ZM3 229H1V231L4 233V230ZM35 229H36V227H35ZM34 229V230H35ZM40 229H41V227H40ZM148 229V228H147ZM151 229V228H150ZM230 229H232V230H230ZM24 230H26L25 228H24ZM34 230H30V231H24V233H20L21 231H22V229L20 228V234H22V236H21V238H23L24 240H22L20 237H19V233L18 232H11V235H10V237L8 236V231L7 230H5L8 234H7V236L9 237L7 240H9V241H11V242H16L19 238L21 239L20 241H24V242H28V245H29V241L30 242H32L33 240L31 239L32 238V236H33V234H32V231H34ZM36 230H38V229H36ZM66 230V229H65ZM72 230V229H71ZM90 230V229H89ZM95 230V229H94ZM183 230V229H182ZM11 231H13V230H11ZM18 231V230H17ZM39 231V233H40V231L41 230H38ZM68 231V230H67ZM70 231V230H69ZM73 231V230H72ZM138 231H140V230H138ZM142 231V230H141ZM180 230H176L175 229V231L174 230H172V233H170L171 235H169L170 236V238H172V237H174L175 239L178 237L177 235H178V232H179ZM238 231V230H237ZM236 231V232H237ZM23 232V231H22ZM42 232V231H41ZM44 232V231H43ZM65 232V231H64ZM137 232V231H136ZM164 232V230H162V232L161 233H163ZM182 232L183 231H180V234H181V236H179V240H175L176 242L177 241H181L182 239H180V237L181 238H184L183 236H185L186 234V232H185V230H184V232L185 233H183L184 235H182ZM235 232V234L237 235V233L239 232H237L236 233ZM35 233H37V232H35ZM34 233V234H35ZM48 233V232H47ZM76 233V232H75ZM92 233V232H91ZM230 233V235L232 236L233 234H231ZM234 233V232H233ZM0 234H1V232H0ZM41 234V233H40ZM39 234V235H40ZM42 234H44L43 236L45 237V233H42ZM55 234V233H54ZM53 234V235H54ZM143 234V233H142ZM188 234V233H187ZM190 234V233H189ZM2 235V234H1ZM1 235H0V237H1ZM49 235V234H48ZM52 235V234H51ZM53 235L52 236H47V237H49L50 239H52L51 237H53ZM56 235V234H55ZM229 235V236H230ZM236 235H233L234 237L236 236ZM238 235H239V233H238ZM7 236H6V238H7ZM35 236H36V234L34 235V237H33V239L35 238ZM42 235H41V237H43ZM58 236V235H57ZM140 236V235H139ZM172 236V237H171ZM187 236V235H186ZM224 236H222V237H224ZM230 236V237H231ZM232 236V237H233ZM240 236V235H239ZM43 237V238H44ZM231 237V238H232ZM237 237V236H236ZM6 238H5V240H6ZM40 238V237H39ZM42 238V239H43ZM55 237H53V239H54ZM140 238V237H139ZM174 238H172V240L174 241ZM194 238V237H193ZM192 238V239H193ZM37 239H38V237H37ZM48 238H46V240H47ZM49 239V240H50ZM144 239V238H143ZM142 239V240H143ZM191 239V238H190ZM192 239L189 241V243H192L191 241H192ZM195 239H194V241H195ZM229 239V238H228ZM246 239V238H245ZM56 240H58V239H54V241L56 242ZM60 240V239H59ZM75 240V239H74ZM139 240V239H138ZM141 240V241H142ZM171 240V241H172ZM185 240V239H184ZM241 240V239H240ZM37 240H35V242H36ZM39 241V240H38ZM41 241H44V240H41ZM51 242H49L50 244L52 243V240H50ZM141 241H139V243L141 242ZM145 241V240H144ZM187 241V242H188ZM5 242V241H4ZM10 242V243H11ZM23 242V243H24ZM48 242V241H47ZM55 242H53V243H55ZM136 242L138 243V241H135V243H134V245H137L136 244ZM185 241H183L182 240V242H180L181 244L182 243H184ZM217 242V243H218ZM226 242V241H225ZM248 242V241H247ZM9 243V242H8ZM7 243V244H8ZM16 243H18V242H16ZM22 243V242H21ZM42 243V242H41ZM133 243V242H132ZM142 243V242H141ZM150 243V242H149ZM171 244V246H172V243L174 244V242H170ZM180 243H175L174 244V246L176 247V246H178L177 248H181V246H179L180 245ZM216 243V244H217ZM50 244H47V245H50ZM177 244H179V245H177ZM194 244V243H193ZM193 244H190L192 247H193ZM9 245V244H8ZM14 245V244H13ZM16 245V244H15ZM14 245V246H15ZM18 246L17 247H19V245H21L20 244V242L17 244ZM43 245V244H42ZM53 245V244H52ZM74 245V244H73ZM133 245V244H132ZM139 245V244H138ZM189 245V248H187L188 250L190 249V246ZM194 245V246H195ZM7 246V245H6ZM5 245L3 246V247H6ZM14 246H11V249L14 247ZM39 246H41V245H39ZM72 246V245H71ZM140 246H142V245H140ZM170 246V247H171ZM174 246H172L173 247V250H172V252H175L174 251ZM183 246V245H182ZM185 246V245H184ZM183 246V247H184ZM9 247H10V245H9ZM16 247V246H15ZM28 247V246H27ZM49 247H51V245L49 246ZM48 247V249H51V248H49ZM54 247V246H53ZM56 247V246H55ZM54 247V248H55ZM137 247H139V246H137ZM183 247L181 248V249H183ZM185 247H187V245L185 246ZM191 247V248H192ZM20 248V247H19ZM22 248V247H21ZM20 248V249H21ZM39 248H41L42 250L45 248H43V247H39ZM38 248V249H39ZM47 248V247H46ZM54 248H53V250L52 251H54ZM80 248V247H79ZM135 248V247H134ZM153 247H151V249H152ZM214 248V247H213ZM245 247H243V249H244ZM6 249H7V247H6ZM6 249H4V250H6ZM10 249V250H11ZM14 249V248H13ZM13 249H12V251H13ZM23 249V248H22ZM56 249H57V252H58V248L56 247ZM141 249V251H142V248H140ZM150 249V250H151ZM193 249V248H192ZM199 249V248H198ZM242 249V250H243ZM3 250V251H4ZM18 250V249H17ZM25 250H26V248H25ZM41 250V251H42ZM47 250V249H46ZM136 250V249H135ZM134 250V251H135ZM170 250V251H171ZM177 250V249H176ZM196 250V249H195ZM195 250H194V252H195ZM202 250V251H203ZM51 251V252H52ZM76 251V250H75ZM133 251V250H132ZM137 251H139V248L137 249ZM186 251V250H185ZM184 251V252H185ZM190 251H192L191 249H190ZM187 252V253H191V252ZM150 252V251H149ZM178 252V250L175 252V253H177ZM184 252H179V253H184ZM206 252H204V254L206 253ZM11 253V252H10ZM40 252H38V254H39ZM47 253H48V250H47ZM55 253H56V251H54V256H55ZM61 253V252H60ZM60 253H59V256H60ZM135 253H136V251H135ZM146 253V252H145ZM175 253H171L172 255H176ZM179 253H177L178 255H179ZM2 254H4V253H2ZM44 254H45V250H43L42 251V254L40 253V255H42V256H44ZM52 253H51V255H53ZM139 254V253H138ZM141 254V253H140ZM143 254V253H142ZM141 254V255H142ZM203 254V255H204ZM208 254V253H207ZM205 255V256H203V255H201V256H198L196 253H192L189 257H188V254H187V256H185V257H187V260L186 259H183V260H181L182 258V256L180 257L181 259H179V260H181V261H184V260H186L187 262H186V264H191L192 262H194V264H214L213 263V259L212 258H210V255L208 254V255ZM39 255V256H40ZM57 256L56 257H58V253L56 254ZM82 255V254H81ZM141 255H138L139 257L141 256ZM146 255V254H145ZM177 255V256H178ZM4 256V255H3ZM38 256V255H37ZM42 256L40 257V258H42ZM45 256H46V254H45ZM53 256V257H54ZM134 257H135V255H133ZM180 256V255H179ZM207 256V257H206ZM32 257V256H31ZM51 257V256H50ZM62 257H63V255H62ZM75 257V256H74ZM137 257V256H136ZM142 257V256H141ZM140 257V258H141ZM174 257V256H173ZM184 257V255H183V258H185ZM216 257V256H215ZM1 258V257H0ZM149 258V257H148ZM10 259V258H9ZM12 259V258H11ZM36 259V258H35ZM47 259V258H46ZM70 259V258H69ZM81 259H82V257H81ZM126 259V258H125ZM142 259V258H141ZM5 260V259H4ZM56 260V259H55ZM131 260V259H130ZM172 260H173V258H172ZM177 261H179L178 259H176ZM175 260V261H176ZM189 260V261H188ZM12 261V260H11ZM10 261V262H11ZM16 261V260H15ZM34 261V260H33ZM44 261V260H43ZM126 261V260H125ZM148 261V260H147ZM176 261V262H177ZM34 262H36V261H34ZM38 262H39V260H38ZM56 262V261H55ZM65 262V261H64ZM74 262V261H73ZM127 262V261H126ZM151 262V261H150ZM1 263V262H0ZM15 263V262H14ZM37 263V262H36ZM35 263V264H36ZM40 263H42V262H40ZM53 263V262H52ZM129 263V262H128ZM134 263V262H133ZM132 263V264H133ZM181 262L179 261V264H180ZM184 263V262H183ZM16 264V263H15ZM32 264H34L33 262H32ZM43 264V263H42ZM57 264V263H56ZM131 264V263H130ZM139 264V263H138ZM171 264H173V262L171 263ZM175 264V263H174ZM176 264H178V262L176 263Z\"/></svg>",
    "mask_w": 264,
    "mask_h": 264
}]
</instances>
